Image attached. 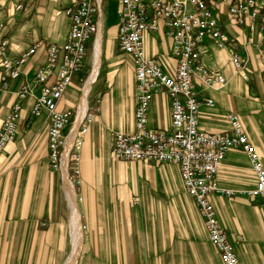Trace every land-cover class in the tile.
I'll use <instances>...</instances> for the list:
<instances>
[{"label": "crops", "instance_id": "1", "mask_svg": "<svg viewBox=\"0 0 264 264\" xmlns=\"http://www.w3.org/2000/svg\"><path fill=\"white\" fill-rule=\"evenodd\" d=\"M74 1L0 0V21L6 22L4 33L9 39L10 55L17 57L34 43H42L20 75L9 80L8 91L0 101V127L10 112L15 92L23 82H32L36 68L44 63V46L63 41L68 28L63 11ZM59 3L63 7L65 27L58 32L57 42H50L39 25L46 18L50 23H57L55 5ZM18 4L22 9L16 10ZM117 11L115 0L110 27H116ZM221 20L234 43L239 47L243 45L246 34L228 25L225 16ZM100 21L101 59L98 77L91 87V93L96 91L98 105L92 109L90 100L87 102L88 108L95 111V117L84 136L79 162L80 200L77 197V202L82 233L83 226L85 232L82 260L78 264H223L208 240L193 200L184 191L176 165L121 161L113 155V134L134 130L135 77L133 67L126 68L120 64L122 61H115L99 79L104 34L108 28L103 11ZM156 33L161 36L157 45L151 33L145 35L146 53L171 71L174 66L169 58L171 40L162 31ZM207 50L202 53V63L213 68L215 61ZM88 52L89 64L85 76L80 78L82 85L73 91H82L92 71L91 43ZM216 52L219 60H227L223 65L227 83L214 90L195 82L200 102L199 127L210 133L227 131V114H236L264 168L261 63L254 49L245 47L246 60L241 73L246 74L248 80L244 81L230 63L228 51L217 49ZM34 93L39 94V89ZM65 93L58 108L75 112L81 96L74 106L67 108ZM206 100H212L213 105L207 106ZM32 104L31 97L21 103L15 140L0 154V264H57L67 240L70 245L69 213L61 177L49 163L48 117L46 112L32 117ZM148 121L153 129L170 127L169 100L165 93L153 95ZM218 180L222 187L235 191L253 189L255 177L246 155L230 150L222 161ZM211 201L218 223L230 233L229 239L240 264H264V201L242 195L231 199L212 197ZM235 235L242 240L235 242Z\"/></svg>", "mask_w": 264, "mask_h": 264}, {"label": "built area", "instance_id": "2", "mask_svg": "<svg viewBox=\"0 0 264 264\" xmlns=\"http://www.w3.org/2000/svg\"><path fill=\"white\" fill-rule=\"evenodd\" d=\"M104 0H75L64 9L68 28L62 42L44 46L45 61L35 70L32 82H23L14 94L10 112L0 127V154L14 142L21 103L33 99L32 117L46 112L48 117L47 147L51 168L61 173L62 154L66 141L77 120L75 112L59 109L58 103L69 87L72 76L83 68L88 48L94 56L96 45L103 37L100 17ZM116 45L120 54L128 55L135 77L136 107L134 130L116 132L111 150L121 161H141L155 164H174L178 167L185 193L193 200L207 232L209 242L219 253L223 264H240L230 233L218 223L212 197L246 196L264 201V168L260 157L243 129L239 117L227 114L229 129L210 133L200 129V102L195 82L208 89H221L227 80L218 69L202 63L204 50L226 49L229 61L244 81L241 71L246 56L245 47L254 49L261 63L264 84V0H117ZM22 9L18 4L16 10ZM227 24L246 34L245 43L236 45L226 30ZM6 22L0 21V101L8 91L10 79L20 75L23 66L34 57L41 42L23 50L17 57L9 52L5 35ZM164 32L171 40L169 58L173 70L163 67L145 49L147 33ZM92 67V66H91ZM39 94L35 95V90ZM155 93H165L169 100L170 127H149L148 109ZM212 106V100H206ZM95 117L86 110L77 127L66 162L69 182L79 184V162L83 139ZM69 127V129H68ZM67 129V131H66ZM66 131V132H65ZM230 150L246 155L255 177V186L247 191H235L219 184L218 173ZM85 227L83 226V229ZM240 242V236H234Z\"/></svg>", "mask_w": 264, "mask_h": 264}, {"label": "rangeland", "instance_id": "3", "mask_svg": "<svg viewBox=\"0 0 264 264\" xmlns=\"http://www.w3.org/2000/svg\"><path fill=\"white\" fill-rule=\"evenodd\" d=\"M114 2H115V0H105L104 4L102 6V11H103L104 16H105V23L108 25V28H107L106 33L104 34V42H103L104 54H103V61L101 64V71H100V78L99 79H102L104 77L105 73H107L109 71V69L111 68L112 64L115 61H122V62H120V64H123L124 65L123 67H125V66H126V68L133 67V64L131 62V58L128 55L120 54L118 52V50L116 48L117 47V45H116V27H110L108 24L111 17L113 16ZM55 7H56L57 13H58V18L56 21L57 23H55V24L50 23V21L47 20V18H46L39 25V29L42 28L43 33L45 34L44 36H46L48 38L47 40H49L50 42H57L61 29L62 28L64 29V27H65L64 18L62 17V11H63L62 8L63 7L61 6L60 3L56 4ZM151 37H152L151 39L156 42L155 45H157V41H159L161 39L160 33H151ZM99 42H100V40H99ZM207 51H208L207 53H209L208 55H211L215 61V65H213L214 66L213 68L221 69L222 74L225 76L227 71H226V69H224L223 65L226 64L227 60L226 59L219 60L217 57V52H216L217 49L214 47H210V49H208ZM100 57H101V54H100ZM89 58H90V55L88 52L86 59H85V62H84V65H83V68L81 69V71L79 73H75L73 75L72 80H71V84L67 88V91H66L65 96H64V104H66L67 108L71 107L73 104H75L77 101V98H79L81 96V91H73V88L76 90L82 85L80 82L81 81L80 78H83L85 76L86 68H87L86 65L89 64ZM95 94H96V91H92V93L90 91L88 99H87V102H88V100H90L89 105L92 109L96 108L98 105V101H97V99H95ZM27 104H28V99L26 100V105ZM74 110H76V106H75ZM66 131H67V129H66ZM10 144L11 143H9L7 145V147ZM59 176L61 177V175H59ZM73 188H74L75 194L77 195V197H79L78 191H77V186L73 185ZM79 200H80V197H79ZM79 203H80V201H79ZM79 207H80V204H79ZM84 232H85V228L83 229V233ZM83 243H84V238H83ZM83 243H82V246H80V256L78 259V263H80L82 260L81 255H82ZM69 249H70V245H68V240H67V243H65V248L63 250L62 256L57 257V261H56L57 264H64V262L67 258V254L69 252Z\"/></svg>", "mask_w": 264, "mask_h": 264}, {"label": "bare ground", "instance_id": "4", "mask_svg": "<svg viewBox=\"0 0 264 264\" xmlns=\"http://www.w3.org/2000/svg\"><path fill=\"white\" fill-rule=\"evenodd\" d=\"M100 42L98 41L96 45L95 55L92 61V71L88 75L86 81L84 82L83 89L81 91V97L77 107V120L71 130V133L66 141V150L62 154L61 160V182H62V191L66 201L67 210L69 213V243L70 249L67 254V258L64 264H77L80 256V246L83 243V233L80 221V210L78 208L77 195L75 194L73 185L69 182L66 175V162L67 155L69 153V148L71 146L72 140L77 133V127L80 123V120L86 110L87 99L91 91V87L94 84L99 73L100 65V54L101 47Z\"/></svg>", "mask_w": 264, "mask_h": 264}]
</instances>
